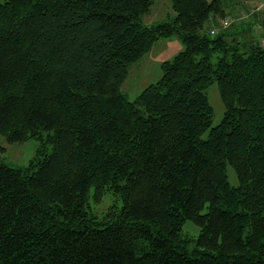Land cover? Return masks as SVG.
<instances>
[{
  "label": "trees",
  "instance_id": "trees-1",
  "mask_svg": "<svg viewBox=\"0 0 264 264\" xmlns=\"http://www.w3.org/2000/svg\"><path fill=\"white\" fill-rule=\"evenodd\" d=\"M170 1L145 26L154 0H0V134L39 141L0 162V264H264V46L228 16L239 0ZM173 35L183 51L128 100L129 66Z\"/></svg>",
  "mask_w": 264,
  "mask_h": 264
},
{
  "label": "rangeland",
  "instance_id": "rangeland-1",
  "mask_svg": "<svg viewBox=\"0 0 264 264\" xmlns=\"http://www.w3.org/2000/svg\"><path fill=\"white\" fill-rule=\"evenodd\" d=\"M211 1V0H207ZM264 0H239L237 3L238 7H232L229 3L228 12H238L234 14L233 23L241 24L242 22L249 21L251 16H256L255 20H259L261 23L264 20ZM251 15V16H250ZM174 13L171 9L170 0H154L150 12L145 15L142 22L145 26L152 24L162 23L168 20L169 17H173ZM230 19V22L232 21ZM252 20L254 18H251ZM257 20L255 22H257ZM224 22H219L220 27L225 26ZM231 23V24H233ZM209 24V23H208ZM206 25V28L216 33L219 29L216 28L212 23ZM255 31H247V34L252 38L258 40L260 31H263L257 23H255ZM219 27V28H220ZM233 31V30H231ZM214 37V35H210ZM259 42L264 46V39H260ZM184 45L181 39L177 35H173L167 38L158 40L140 60L133 63L128 68V75L122 85V93L127 97L128 100H134L140 92L150 84L156 83L161 75V65L163 62L171 61L177 54L183 51ZM206 95L213 109L212 126H216L220 123L223 116V105L220 99L217 85L214 83L206 90ZM39 148V141L35 139L27 140L23 143H8L5 137L0 134V162L15 168H25L29 165V162L35 157L36 152ZM227 176L231 185H236V177L233 171L228 168ZM90 211L97 216H101L109 206L121 205L119 198H115L112 195H105L100 203H94L92 200L88 202ZM183 234L192 236L193 239L198 234L197 228L191 223L186 222L182 228Z\"/></svg>",
  "mask_w": 264,
  "mask_h": 264
},
{
  "label": "crops",
  "instance_id": "crops-1",
  "mask_svg": "<svg viewBox=\"0 0 264 264\" xmlns=\"http://www.w3.org/2000/svg\"><path fill=\"white\" fill-rule=\"evenodd\" d=\"M235 7H238V6L236 5ZM230 12H231V13H230ZM230 12H229L230 15H228V16L234 18V14L238 12V8H237V11H236V12H232V11H230ZM253 16H254V15H253ZM253 16H251L250 19H251ZM263 16H264V15H263ZM263 16H262V17H263ZM255 17H256V16H255ZM256 20H257V19H256ZM256 20H255V18H254L253 20H250L249 22H250V24H251V25H250L251 30H253V31L256 33V35H257V32L255 31V27H256V25H255V21H256ZM246 27H247V26H246ZM250 28H248V29H250ZM251 30H250V31H251ZM259 33H260V34H263V36H260V37H259V40H260V39H261V40L264 39V31H260Z\"/></svg>",
  "mask_w": 264,
  "mask_h": 264
},
{
  "label": "water",
  "instance_id": "water-1",
  "mask_svg": "<svg viewBox=\"0 0 264 264\" xmlns=\"http://www.w3.org/2000/svg\"><path fill=\"white\" fill-rule=\"evenodd\" d=\"M262 24L264 25V20L262 21Z\"/></svg>",
  "mask_w": 264,
  "mask_h": 264
},
{
  "label": "built area",
  "instance_id": "built-area-1",
  "mask_svg": "<svg viewBox=\"0 0 264 264\" xmlns=\"http://www.w3.org/2000/svg\"><path fill=\"white\" fill-rule=\"evenodd\" d=\"M261 5H262V6H264V4H263V3H261Z\"/></svg>",
  "mask_w": 264,
  "mask_h": 264
}]
</instances>
